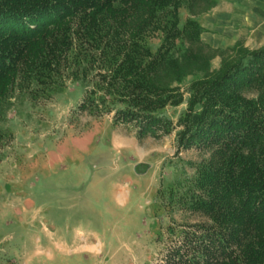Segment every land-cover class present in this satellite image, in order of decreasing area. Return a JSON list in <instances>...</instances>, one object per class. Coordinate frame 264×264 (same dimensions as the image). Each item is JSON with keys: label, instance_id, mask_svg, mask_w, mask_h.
I'll list each match as a JSON object with an SVG mask.
<instances>
[{"label": "trees", "instance_id": "obj_1", "mask_svg": "<svg viewBox=\"0 0 264 264\" xmlns=\"http://www.w3.org/2000/svg\"><path fill=\"white\" fill-rule=\"evenodd\" d=\"M217 3L0 0V162L16 95L50 100L79 85L94 118L133 123L137 137L174 131L178 150L199 153L159 193L166 211L202 220L167 223L156 264H264V44L204 43L202 17Z\"/></svg>", "mask_w": 264, "mask_h": 264}, {"label": "rangeland", "instance_id": "obj_2", "mask_svg": "<svg viewBox=\"0 0 264 264\" xmlns=\"http://www.w3.org/2000/svg\"><path fill=\"white\" fill-rule=\"evenodd\" d=\"M82 97L69 83L50 100L16 95L7 113L0 264H156L167 223L202 220L179 205L166 211L159 193L192 174L198 151L178 150L174 131L137 137L133 123L94 118Z\"/></svg>", "mask_w": 264, "mask_h": 264}, {"label": "crops", "instance_id": "obj_3", "mask_svg": "<svg viewBox=\"0 0 264 264\" xmlns=\"http://www.w3.org/2000/svg\"><path fill=\"white\" fill-rule=\"evenodd\" d=\"M202 27L201 40L212 48H226L236 42L259 47L264 44V0H218L203 15Z\"/></svg>", "mask_w": 264, "mask_h": 264}]
</instances>
